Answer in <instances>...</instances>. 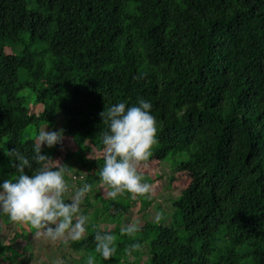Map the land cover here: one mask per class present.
Masks as SVG:
<instances>
[{"label":"trees","instance_id":"16d2710c","mask_svg":"<svg viewBox=\"0 0 264 264\" xmlns=\"http://www.w3.org/2000/svg\"><path fill=\"white\" fill-rule=\"evenodd\" d=\"M33 96L41 112L30 109ZM139 97L157 121L141 162L163 163L188 184L171 198L172 213L158 208L161 219L134 235L102 228L115 236L105 259L97 226L126 215L132 193L94 192L104 160L90 155L103 152L106 105ZM42 124L78 142L66 174L78 188L93 186L84 236L61 243L79 264H264V0H0L1 176L18 175L13 150L35 155L36 137L25 131ZM74 165L88 173H73ZM149 194L139 196L145 207ZM27 233L15 234L24 252ZM134 242L142 247L129 252ZM0 250L5 264L22 255L10 244Z\"/></svg>","mask_w":264,"mask_h":264},{"label":"clouds","instance_id":"9594fccd","mask_svg":"<svg viewBox=\"0 0 264 264\" xmlns=\"http://www.w3.org/2000/svg\"><path fill=\"white\" fill-rule=\"evenodd\" d=\"M151 109V101L139 97L132 104L126 100L107 104L100 113L107 127L100 133L104 163L98 169V175L110 187L107 194L112 198H117L125 190L133 194V199L136 194L151 191L152 186L144 180L138 167L141 161L151 156L152 146L156 143L157 121ZM63 137V129L49 130L47 125L41 127L36 136L33 143L35 155L31 159L18 149L13 150L16 156L13 165L18 175L0 183V214H8L12 221L30 224L36 229L37 236L76 240L86 232L88 217L81 211V202L93 186L85 183L66 199L68 184L65 175L70 167L61 165L43 152L45 145L53 147L62 142ZM33 161L38 162L35 169ZM26 169L32 174L29 175ZM162 215L158 212L155 220L159 221ZM97 227L96 251L108 259L116 251L115 236L101 230L103 226ZM120 231L134 235L139 231V224L130 222ZM141 247L140 242H134L128 251ZM55 264H62V261L57 260ZM88 264H94L92 257L88 258Z\"/></svg>","mask_w":264,"mask_h":264},{"label":"rangeland","instance_id":"374dc122","mask_svg":"<svg viewBox=\"0 0 264 264\" xmlns=\"http://www.w3.org/2000/svg\"><path fill=\"white\" fill-rule=\"evenodd\" d=\"M37 47L46 48V46L42 44L37 45ZM19 75L22 80H26V75L24 72L21 71ZM23 93L25 95H29L30 89H26ZM28 105L30 109H34L37 112H41L44 108L42 104L36 105L35 96L31 98ZM46 126V124L41 125V127ZM40 128L37 129V127L35 126H29L25 131V135L35 138ZM49 130H51L50 127ZM23 140H25L24 137ZM77 143L78 142L73 141L71 137L64 135L62 142H60L61 146L59 150H56L58 149L57 146L59 145V143H57L53 147H48L47 145H45L43 149L52 157L53 160L59 161L61 165H67V153L68 151L72 153L75 152L78 148ZM102 153L103 152H93L92 154H94V156H90L96 158ZM3 158H5V156L2 151H0L1 163H5V160L2 161ZM69 162H75V164H78V162L76 163V157L71 158ZM138 167L141 173L147 174L148 176L152 177L154 181L151 184L152 188L149 194V198L152 201V204L149 207H145L142 204V201L139 199L140 194H136L134 199L132 198L133 194H131L129 196V200L132 202V204L129 208L128 213L118 221L114 219V221L112 222L109 221L108 223H101V226H103V230L112 229L116 225H121V227L127 226V224L130 222H137L139 224V227H141L142 225H144L146 220H150L155 217V215L158 213V208L161 211L172 213L173 207L171 198L178 196L182 189L185 188V186L188 184V178L183 173L172 172L169 167L163 163H158L155 161L149 163L140 162ZM72 172L75 174L82 173L83 175H86L88 173L87 169L80 168L78 165L73 166ZM71 177V173L65 175V179L68 184V191L66 192L67 199L71 198L79 187V181H74ZM4 179H7L6 176L0 175V183H2ZM109 188V186L105 185L101 181V179L98 178L97 186L95 187L94 192L100 193L105 198L111 199L112 197L107 194L110 191ZM86 195H89V192L86 193L85 196ZM97 206L101 205L97 204ZM87 208L88 205L85 203L84 197L83 201L81 202V211ZM91 210L92 209H89V211ZM170 220L171 219H169V222ZM18 230L20 232H28L27 234L29 235L28 243L30 249L26 250L25 252L23 251L25 242L21 241L20 239H15V234L18 233ZM35 233L36 229H34L30 224H13L9 216L0 214V245L5 246L10 244L13 249L22 254L21 256L17 257L15 262H10L8 264H55L57 260L62 261V264H79V262L77 261H80L81 255L61 244L70 240L71 238L51 240L44 236H37L35 235ZM6 256L7 253L0 250V264H5L3 260H5ZM141 264H144V262H142Z\"/></svg>","mask_w":264,"mask_h":264}]
</instances>
